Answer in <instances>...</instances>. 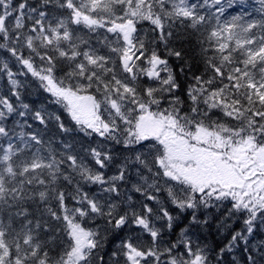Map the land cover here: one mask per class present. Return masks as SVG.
<instances>
[{"label":"snow or ice","instance_id":"1","mask_svg":"<svg viewBox=\"0 0 264 264\" xmlns=\"http://www.w3.org/2000/svg\"><path fill=\"white\" fill-rule=\"evenodd\" d=\"M256 2L0 0V264H264Z\"/></svg>","mask_w":264,"mask_h":264},{"label":"trees","instance_id":"2","mask_svg":"<svg viewBox=\"0 0 264 264\" xmlns=\"http://www.w3.org/2000/svg\"><path fill=\"white\" fill-rule=\"evenodd\" d=\"M29 2H32V0H29ZM249 2L253 3L254 8L259 7L256 0H249ZM238 11H239V9L236 10V12H238ZM229 12H233V10L229 9ZM236 12H233V14H236ZM174 46L183 51L185 60H187L189 63H191L193 65L194 70L198 68L200 71H203V63L201 62L200 57L198 55L199 45L197 44L196 38L194 35L190 36L186 40L174 42ZM160 53H161V55H165L162 47L160 49ZM167 58L169 59V63L173 66L174 70L177 72L179 80L182 82V84L185 83L184 76L179 73V66L183 62L177 61L175 57H167ZM20 79L22 81H24V83H25V88L22 89V96H23L24 102L29 103L33 106H39V101L42 100L46 94L42 93V91H38L35 82L29 83V81L31 80L30 77L27 79L24 77H20ZM2 91H6V82L4 80H0V92H2ZM61 114H62V118L64 119L65 123L69 124L70 121L67 119L66 113H61ZM29 122L33 123V128L42 127V126H39L38 124H36V122H33L31 120ZM49 128H50V131L47 133V136H51L53 133H55L56 134L55 138H56L57 142L60 139L65 138V137H63V134L59 133V130L55 127L54 124H51L49 126ZM25 130L30 131L29 129H25ZM76 135H77V140H78L77 150H79V147H80L79 141L86 142L87 138H83L79 134H76ZM117 147H119V146H117ZM110 171H114V169H111ZM233 227L238 229L240 227V225L237 223V224H234ZM209 234H210V242H216V243L226 242L218 234L217 229H216V225L214 223L212 224V226L209 230ZM260 239H264V233H258L254 243L259 241ZM109 247H111V245H109ZM230 259H231V257H229V260Z\"/></svg>","mask_w":264,"mask_h":264}]
</instances>
